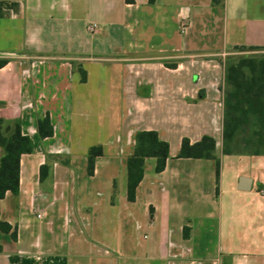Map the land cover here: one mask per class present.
<instances>
[{"label": "crops", "instance_id": "0c3cea01", "mask_svg": "<svg viewBox=\"0 0 264 264\" xmlns=\"http://www.w3.org/2000/svg\"><path fill=\"white\" fill-rule=\"evenodd\" d=\"M242 47L264 49V0H0V118L33 142L0 200V264H264V155L222 149L224 62ZM143 131L169 159H146L130 202ZM204 136L218 184L215 160L179 158Z\"/></svg>", "mask_w": 264, "mask_h": 264}, {"label": "trees", "instance_id": "16d2710c", "mask_svg": "<svg viewBox=\"0 0 264 264\" xmlns=\"http://www.w3.org/2000/svg\"><path fill=\"white\" fill-rule=\"evenodd\" d=\"M135 0H127L133 3ZM155 0H149L153 3ZM218 0H216L217 2ZM259 50V48H239V50ZM8 63L0 60V68ZM174 68L176 64L168 65ZM223 91V139L222 149L225 155L247 153L255 156L264 155V55L228 57L224 62ZM81 81H87V74L80 66ZM202 96V95H201ZM38 129L42 138L52 137L53 127L49 116L38 119ZM0 200L8 192L18 195L20 191V163L23 154L33 152V142L22 134L21 123L0 118ZM216 141L210 136H204L199 142L192 144L184 138L179 158L210 159L216 161L217 184L220 177V160L215 155ZM103 155L101 146H95L88 151V173L94 174L95 159ZM148 158L156 160V173L165 170L169 159V144L162 141L157 132L143 131L136 135V145L133 155L128 159L127 198L130 202L136 200L137 188L144 177L145 161ZM48 167L42 166L41 178L44 179ZM218 192V189H217ZM0 230L11 231L8 223L0 221ZM188 231V229H185ZM186 235V234H185ZM188 236V235H187ZM16 238V232L12 233Z\"/></svg>", "mask_w": 264, "mask_h": 264}, {"label": "rangeland", "instance_id": "374dc122", "mask_svg": "<svg viewBox=\"0 0 264 264\" xmlns=\"http://www.w3.org/2000/svg\"><path fill=\"white\" fill-rule=\"evenodd\" d=\"M255 55H264V49H259V50H256V51L250 50V49H246V50H242V51L239 50V51L236 52L235 55H232V56H229V57H235V59H237L238 57H244V56L248 57V56H255Z\"/></svg>", "mask_w": 264, "mask_h": 264}, {"label": "built area", "instance_id": "2783aa9c", "mask_svg": "<svg viewBox=\"0 0 264 264\" xmlns=\"http://www.w3.org/2000/svg\"><path fill=\"white\" fill-rule=\"evenodd\" d=\"M88 31L91 32V33H94L97 29V25L95 24H90L88 27H87Z\"/></svg>", "mask_w": 264, "mask_h": 264}, {"label": "water", "instance_id": "95a60500", "mask_svg": "<svg viewBox=\"0 0 264 264\" xmlns=\"http://www.w3.org/2000/svg\"><path fill=\"white\" fill-rule=\"evenodd\" d=\"M250 179L248 178H242L241 182H242V188H244L245 186H247V183H249Z\"/></svg>", "mask_w": 264, "mask_h": 264}]
</instances>
